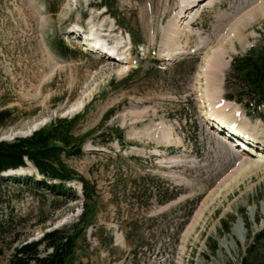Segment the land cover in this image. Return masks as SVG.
<instances>
[{"label": "rangeland", "instance_id": "1", "mask_svg": "<svg viewBox=\"0 0 264 264\" xmlns=\"http://www.w3.org/2000/svg\"><path fill=\"white\" fill-rule=\"evenodd\" d=\"M112 13L97 0H0V110L13 115L0 141L80 115L84 155L67 163L99 199L71 264H241L264 228V164L204 115L264 135V108L249 117L221 100L232 60L264 45V0H117ZM101 47L124 61L92 55ZM1 179L0 264L82 215L78 181L50 193L31 164Z\"/></svg>", "mask_w": 264, "mask_h": 264}, {"label": "trees", "instance_id": "2", "mask_svg": "<svg viewBox=\"0 0 264 264\" xmlns=\"http://www.w3.org/2000/svg\"><path fill=\"white\" fill-rule=\"evenodd\" d=\"M113 18H118L117 0H97ZM136 42L135 36L131 35ZM61 50H68L62 44ZM68 56L67 51H63ZM225 98L244 107L251 116H262L264 107V45L252 49L246 56L237 57L225 80ZM13 120L9 110H0V128ZM80 115L72 118H57L50 124L33 133L30 137L16 138L12 142H0V184L4 172L25 167L30 162L43 177V187L50 193H71L69 183L78 181L83 196V212L78 221L69 227L45 233L39 241L28 243L16 250L11 264H71L77 243L95 221L99 193L97 187L81 176L67 163L70 159L84 155L86 136H78L75 130ZM116 140L123 142L121 129L115 131ZM47 182H51L48 184ZM247 228H250L247 212L242 213ZM229 231V226H226ZM218 247L212 252L216 253ZM261 259L257 261V257ZM264 264V228L253 236L241 264Z\"/></svg>", "mask_w": 264, "mask_h": 264}, {"label": "bare ground", "instance_id": "3", "mask_svg": "<svg viewBox=\"0 0 264 264\" xmlns=\"http://www.w3.org/2000/svg\"><path fill=\"white\" fill-rule=\"evenodd\" d=\"M201 1V0H200ZM199 4H192L190 7H188V10L190 11H193V9L195 7H198ZM185 10V9H184ZM187 12L184 13L183 15V19L184 18H189V15L187 14ZM223 27V25L221 26ZM222 30V29H221ZM72 34H76L75 32ZM76 36V35H75ZM227 40V39H226ZM224 43V42H223ZM98 47V46H96ZM227 49V48H226ZM96 53H105L110 51V52H113L114 50H110V49H106V48H96V49H93ZM229 51V50H227ZM115 52V51H114ZM226 53V50L225 52ZM223 52L219 53L216 57V60H213V63H211L212 65V68H211V65L209 64L208 67H210V70L213 71V69H217V72H220L222 69H218V67L215 65V62L216 61H220L222 59V56L224 55ZM174 58V57H172ZM172 58H167V60H172ZM121 59V58H120ZM177 59L176 57L174 58V60ZM210 59V58H209ZM215 59V58H214ZM122 61H124V59H121ZM219 65V64H218ZM221 66V64H220ZM222 67V66H221ZM220 67V68H221ZM225 68V67H224ZM202 71L198 72V77H201V73L204 71V68L202 67L201 68ZM207 70V69H206ZM224 70V69H223ZM208 73H210V71L207 70L206 72V77L208 76ZM221 73V72H220ZM225 99V98H224ZM224 99L221 98V100L227 105H231V106H235L234 104H232L231 102H227L225 101ZM203 101V100H202ZM208 102V101H206ZM211 102V101H209ZM211 105V104H210ZM231 106H229V110L232 111L234 110L235 108H231ZM205 107V106H204ZM227 108V106H226ZM228 109V108H227ZM237 110L239 109L238 107L236 108ZM237 111H233L232 115L235 116L237 115ZM204 119L207 123L211 122L212 123V130H215L216 132L218 133H221L222 135H225V136H228V138H231L232 140H234L235 142L237 143H234V145H237L239 147V151H241V153L244 155V156H249V157H252L253 153L256 154V158L254 159V161H251L249 164L250 165H263L264 164V141H263V138H264V135H261V136H258L256 132H258V129L259 127L256 125V127L251 130V128H242V127H239L238 125H234L233 123V120H231L230 118L229 119H224V120H221L222 118L221 117H218L216 118L215 115H213L212 111H207L204 115ZM238 116V115H237ZM236 116V117H237ZM230 117V116H229ZM232 117V116H231ZM220 118V119H219ZM226 120V121H225ZM231 120L232 123L229 121ZM209 121V122H208ZM245 124L247 123V121L244 122ZM39 124V121H34L33 122V125H38ZM41 124V123H40ZM238 124V123H237ZM243 124V123H242ZM40 126V125H39ZM242 126V125H240ZM253 128V127H252ZM261 128H262V125H261ZM257 143L256 146H254L255 144ZM251 145L250 147L248 145ZM220 145V144H219ZM223 145V144H222ZM222 148V147H221ZM225 148V147H224ZM241 148V149H240ZM246 148V149H244ZM257 148L260 150V152L257 154L256 151H257ZM233 149V148H232ZM252 154V155H250ZM165 155V154H163ZM258 155V156H257ZM158 160V159H157ZM246 166V163H244ZM248 164V163H247ZM234 236H239V232H238V229H235L234 230Z\"/></svg>", "mask_w": 264, "mask_h": 264}, {"label": "water", "instance_id": "4", "mask_svg": "<svg viewBox=\"0 0 264 264\" xmlns=\"http://www.w3.org/2000/svg\"><path fill=\"white\" fill-rule=\"evenodd\" d=\"M34 131H36V129Z\"/></svg>", "mask_w": 264, "mask_h": 264}]
</instances>
